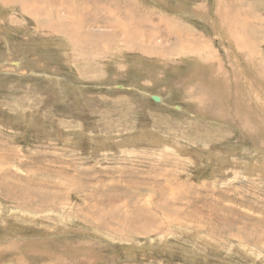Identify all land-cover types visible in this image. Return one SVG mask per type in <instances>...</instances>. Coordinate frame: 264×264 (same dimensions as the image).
<instances>
[{"label":"rangeland","instance_id":"obj_1","mask_svg":"<svg viewBox=\"0 0 264 264\" xmlns=\"http://www.w3.org/2000/svg\"><path fill=\"white\" fill-rule=\"evenodd\" d=\"M223 1L0 0V264H264V0Z\"/></svg>","mask_w":264,"mask_h":264},{"label":"crops","instance_id":"obj_2","mask_svg":"<svg viewBox=\"0 0 264 264\" xmlns=\"http://www.w3.org/2000/svg\"><path fill=\"white\" fill-rule=\"evenodd\" d=\"M220 2L221 3H226V1L224 2L223 0H220ZM194 5H196V4H194ZM204 5H205V3L202 5V6H198V7H196V8H191V9H187V10H190V12H189V14L193 17V18H195V19H197V20H200V21H203V20H205L206 19V15H205V12H204ZM228 9V5L226 6V7H223L222 9H221V15H223L224 14V10H227ZM186 13H188V11H186ZM181 20H183V19H181ZM181 20H177L176 21V24H174L173 26H174V28H176L177 30H180L181 32L182 31H184V32H186V33H188V31L190 32V33H192V31H194L195 29L197 30V31H200V30H198L193 24H191V23H189V22H187V19L185 18L182 22H181ZM164 22L168 25V27H171V23H170V21L169 20H165L164 19ZM187 22V23H186ZM179 23H181V24H179ZM189 23V24H188ZM202 32V31H201ZM188 34V36H190V42H192V43H194V42H199V41H203L201 38L202 37H200L199 36V34ZM187 35V34H186ZM187 40H189V39H187ZM188 43V42H187ZM250 43V42H249ZM184 47H186V46H184ZM141 49H142V45H141ZM142 52L143 51H145V50H141ZM198 54H200V53H198ZM201 56H203L202 54H200ZM161 56H162V58H165V57H167L164 53H162L161 54Z\"/></svg>","mask_w":264,"mask_h":264},{"label":"bare ground","instance_id":"obj_3","mask_svg":"<svg viewBox=\"0 0 264 264\" xmlns=\"http://www.w3.org/2000/svg\"><path fill=\"white\" fill-rule=\"evenodd\" d=\"M9 1V0H8ZM11 1V0H10ZM38 1V0H37ZM27 2V1H26ZM25 2V3H26ZM34 2H35V0H34ZM56 3V2H55ZM28 4V3H27ZM23 6L25 7L26 5L25 4H23ZM31 11H32V9H31ZM68 12V11H67ZM182 13V12H181ZM102 14V13H101ZM111 22V21H110ZM64 28V27H63ZM77 28V27H76ZM76 28H74V29H72V31L73 30H76ZM50 29V28H49ZM68 29V28H67ZM70 29H71V27H70ZM65 30V29H64ZM78 31V30H77ZM70 32V31H69ZM75 32V31H74ZM72 33V32H71ZM65 35H66V33H64ZM67 35H68V33H67ZM73 36V35H72ZM71 36V37H72ZM223 37V36H222ZM15 63V62H14ZM17 63V62H16ZM15 63V64H16ZM134 88V87H133ZM145 91V90H144ZM143 90H142V92H143V94H145V95H149L151 98L153 97V95L152 94H150L149 92H144ZM155 96V95H154ZM158 96V95H157ZM158 98L160 99V100H162L161 99V97H159L158 96ZM37 114V113H36ZM219 153V152H218ZM65 179V178H64ZM4 182V181H3ZM126 188V187H125ZM144 188V187H143ZM168 188V187H167ZM178 189H180V187H178ZM162 191V190H161ZM176 191V187H175V189L173 188V189H170V193H171V196H173V198H174V195H172L174 192ZM51 196V195H50ZM170 196V195H169ZM119 197V196H118ZM117 197V198H118ZM107 198V197H106ZM117 198H115V200L117 199ZM49 199V198H48ZM111 199V198H110ZM56 200V199H55ZM165 200V199H164ZM166 201V200H165ZM119 202V201H118ZM168 202V201H167ZM108 203V202H107ZM153 206V205H152ZM154 207L157 209V208H159L160 210H161V208H163V205H162V207H161V205L159 204V205H154ZM108 210V209H107ZM135 210H136V208H135ZM148 217V216H147Z\"/></svg>","mask_w":264,"mask_h":264},{"label":"water","instance_id":"obj_4","mask_svg":"<svg viewBox=\"0 0 264 264\" xmlns=\"http://www.w3.org/2000/svg\"><path fill=\"white\" fill-rule=\"evenodd\" d=\"M153 99H155L156 101H159L160 99L158 98V96H153Z\"/></svg>","mask_w":264,"mask_h":264}]
</instances>
